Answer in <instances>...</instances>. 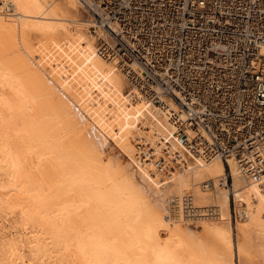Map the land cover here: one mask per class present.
Listing matches in <instances>:
<instances>
[{"label": "bare ground", "instance_id": "6f19581e", "mask_svg": "<svg viewBox=\"0 0 264 264\" xmlns=\"http://www.w3.org/2000/svg\"><path fill=\"white\" fill-rule=\"evenodd\" d=\"M92 24L82 0H0V264H264V174L182 143L180 106Z\"/></svg>", "mask_w": 264, "mask_h": 264}, {"label": "built area", "instance_id": "2783aa9c", "mask_svg": "<svg viewBox=\"0 0 264 264\" xmlns=\"http://www.w3.org/2000/svg\"><path fill=\"white\" fill-rule=\"evenodd\" d=\"M82 1L124 67L137 66L141 94L180 106L195 132L181 128L182 143L264 174V0Z\"/></svg>", "mask_w": 264, "mask_h": 264}, {"label": "rangeland", "instance_id": "374dc122", "mask_svg": "<svg viewBox=\"0 0 264 264\" xmlns=\"http://www.w3.org/2000/svg\"><path fill=\"white\" fill-rule=\"evenodd\" d=\"M97 29H99V28H95V30H92V29H91V33H92L94 36L97 35V32H98ZM129 93H130V88L125 87V89H124V93H123V96H124L126 99L129 98V95H130ZM15 222H16V219H12L11 221L8 222L9 224L7 223L8 225L6 224V227H5V228H6V229H5L6 232L10 230L9 232H7V234H8L7 236L10 235L9 237H12V236L14 235V232L17 231L16 229H13V228H12V227L15 226V224H16ZM9 225H11L10 228H8ZM12 225H13V226H12ZM11 229H12L13 231H12ZM14 230H15V231H14ZM11 231H12V232H11ZM15 233H16V232H15Z\"/></svg>", "mask_w": 264, "mask_h": 264}]
</instances>
